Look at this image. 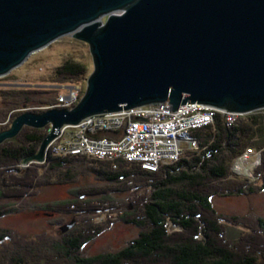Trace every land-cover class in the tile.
I'll list each match as a JSON object with an SVG mask.
<instances>
[{
  "label": "trees",
  "instance_id": "16d2710c",
  "mask_svg": "<svg viewBox=\"0 0 264 264\" xmlns=\"http://www.w3.org/2000/svg\"><path fill=\"white\" fill-rule=\"evenodd\" d=\"M86 68L83 62L66 59L54 69L49 82L54 84L51 86H79L75 82L82 79ZM57 92V88L2 92L5 101L0 122L6 116L10 121L0 123V131L8 128L20 109L33 104L43 110L56 107L64 95ZM41 95L47 98H38ZM214 120L212 126L193 131L198 151H186L177 162L156 172L123 161L116 163L114 171L106 161L49 154L45 165L32 162L22 167L28 157L36 154L47 133L23 127L0 145V200L18 202L0 205V217L33 209L47 216L70 214L73 220L60 225L63 230L71 227L57 237L27 241L0 227V244L12 240L0 249V264H264V214L255 219L227 217L218 214L211 204L214 197L264 192V111H254L228 126L218 116ZM246 149L259 159L252 175L230 172L233 162ZM78 176L94 177L114 188L80 187L69 191L74 197L71 200L42 205L29 201L38 189L73 183ZM136 189L133 197L117 207L113 193ZM87 195L101 199L97 203L85 201ZM96 214H103L105 222H110V214H116L118 220L138 229L137 236L120 250L83 255V245L100 234L106 224L96 222ZM229 224L241 230L236 239L227 237Z\"/></svg>",
  "mask_w": 264,
  "mask_h": 264
},
{
  "label": "water",
  "instance_id": "95a60500",
  "mask_svg": "<svg viewBox=\"0 0 264 264\" xmlns=\"http://www.w3.org/2000/svg\"><path fill=\"white\" fill-rule=\"evenodd\" d=\"M66 35L88 46L92 70L71 108L23 111L0 131L2 143L48 126L26 163L44 161L60 128L94 115L264 108V0H0V77Z\"/></svg>",
  "mask_w": 264,
  "mask_h": 264
},
{
  "label": "rangeland",
  "instance_id": "374dc122",
  "mask_svg": "<svg viewBox=\"0 0 264 264\" xmlns=\"http://www.w3.org/2000/svg\"><path fill=\"white\" fill-rule=\"evenodd\" d=\"M74 59L80 62H83L87 68L86 72L83 74L82 79L75 84L79 83V86L84 91L85 81L88 75L92 70L91 58L88 51V46L78 40H75L70 35L62 36L52 43H50L45 48L29 55L27 59L18 67L10 71L7 75L0 77V118H2V112L4 110V98L1 93L8 91L9 89L16 88H30V89H46V88H57L59 95L60 93L64 94V90L66 85L64 86H51L53 83L49 82V80L54 76V69L61 65V63L66 59ZM42 79H46L47 82L40 83ZM49 83V84H48ZM74 83V82H72ZM30 85V86H27ZM68 85V84H67ZM71 87V86H69ZM69 89V88H67ZM82 94V93H81ZM81 97V96H80ZM38 98L46 99L47 96H39ZM43 110L39 105L33 104L32 107H26L24 109H20L19 111H38ZM258 111H264L263 109H258ZM254 112V111H253ZM252 113V112H251ZM250 114V113H248ZM247 115V114H246ZM245 116L238 115L239 118ZM8 117V118H7ZM237 117V120L239 119ZM10 121V116H6L4 119V124ZM237 122V121H236ZM235 122V123H236ZM1 123V122H0ZM1 123V124H3ZM9 127V126H8ZM27 128V126H24ZM29 128V127H28ZM31 128V127H30ZM36 129V128H34ZM49 131L48 126L43 128H39ZM69 131H73L72 127L67 128ZM65 129V130H67ZM58 135V133H57ZM48 144L46 147L45 157L49 154L50 157L53 156L51 153H54L55 148H60L61 138L58 136ZM0 143V145H4L5 142ZM198 147V146H197ZM197 147L192 150L187 151H198ZM60 158L65 157L60 155ZM70 158V157H66ZM38 165H45L44 161L34 162ZM259 163V159L256 155L250 156L248 160L243 163H240L239 166L235 170L230 172L236 175H252V170ZM30 163H26V165H21L22 167L28 166ZM111 169L115 171V168L111 166ZM45 170V167H44ZM94 178V177H93ZM92 177L86 178L84 176H78L76 181L69 184H59V185H48L46 187H42L37 190V195L35 197L29 198V201L33 204H45L56 201H67L71 200L72 197L69 194V191L78 189L80 187L90 186L94 187H102L103 189L114 188V186L110 184H103V182L93 179ZM108 185V187L106 186ZM138 190L130 191V192H115L113 193V197L115 198V202L117 203V207L119 204L123 203V201L127 202L129 198L133 197ZM90 196V197H87ZM84 200H93L92 203H97L101 198L98 195H87ZM27 199V198H25ZM17 205L18 202L15 199H4L0 200V205L7 204L9 202H13ZM20 202H25L24 200H20ZM212 207L215 211L223 216H237V217H245L250 219H255L256 217H261L264 214V192H259L251 195H231V196H220L214 197L211 200ZM69 209H72L70 207ZM72 215L66 214H53V215H44L42 212H36L33 209H26L23 212L17 214H7L5 216L0 217V227L4 229H8L13 232L17 237L24 241L34 240L36 238L45 237H57L60 233L67 232L70 228L65 227L60 228L61 224H70L73 220ZM110 222H105V216L103 214H96L95 221L102 222L105 224L104 229L100 234L96 237L88 240L82 247L83 255L85 256H95L97 254L106 253V252H114L122 249L127 245V243L135 238L138 233V229L132 224H124L120 220H118L116 214H110L109 216ZM104 221V222H103ZM60 223V224H59ZM169 229L171 228L168 226ZM240 229L227 225V237L231 239H236L240 233ZM42 235V236H41ZM14 238H16L14 236ZM12 242V240L4 241L0 244V249L2 246H7Z\"/></svg>",
  "mask_w": 264,
  "mask_h": 264
},
{
  "label": "built area",
  "instance_id": "2783aa9c",
  "mask_svg": "<svg viewBox=\"0 0 264 264\" xmlns=\"http://www.w3.org/2000/svg\"><path fill=\"white\" fill-rule=\"evenodd\" d=\"M80 90V87L71 86L59 98L56 107L74 106L81 96ZM236 115L238 113L216 108L214 112H207L206 105L196 103L181 105L174 113L158 104L94 115L75 126L60 128L61 145L51 155L106 161L114 168L117 162L123 161L135 164L141 170L156 172L177 162L184 152L198 146L193 131L212 126L216 116L228 126ZM253 155L251 149H246L237 158L239 163L232 164L231 170L234 171L235 166L237 168Z\"/></svg>",
  "mask_w": 264,
  "mask_h": 264
},
{
  "label": "bare ground",
  "instance_id": "6f19581e",
  "mask_svg": "<svg viewBox=\"0 0 264 264\" xmlns=\"http://www.w3.org/2000/svg\"><path fill=\"white\" fill-rule=\"evenodd\" d=\"M207 112H214V107H210V106H207ZM239 115V113H238ZM238 115L234 116L232 119H230L229 121V125H232L234 124L236 121H237V117ZM240 115H243V114H240ZM246 115V114H245ZM239 118V117H238ZM239 163V160L236 159L234 162H233V165L235 164H238Z\"/></svg>",
  "mask_w": 264,
  "mask_h": 264
}]
</instances>
